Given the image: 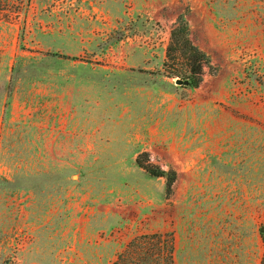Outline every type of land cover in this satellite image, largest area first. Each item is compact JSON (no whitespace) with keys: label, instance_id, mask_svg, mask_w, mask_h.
I'll list each match as a JSON object with an SVG mask.
<instances>
[{"label":"rangeland","instance_id":"374dc122","mask_svg":"<svg viewBox=\"0 0 264 264\" xmlns=\"http://www.w3.org/2000/svg\"><path fill=\"white\" fill-rule=\"evenodd\" d=\"M21 12L0 16V264H113L157 233L173 237L176 264H264V0H30ZM181 14L238 71L213 95L209 70L197 89L164 73ZM144 152L177 172L171 193L136 165Z\"/></svg>","mask_w":264,"mask_h":264},{"label":"trees","instance_id":"16d2710c","mask_svg":"<svg viewBox=\"0 0 264 264\" xmlns=\"http://www.w3.org/2000/svg\"><path fill=\"white\" fill-rule=\"evenodd\" d=\"M16 3L22 7H11ZM29 3L30 0H0V16H20L23 6L28 7ZM187 14H181L171 30L163 69L168 78L188 81L187 88L197 89L204 81L206 69L213 76L219 69L212 65L210 55L194 43ZM136 165L152 178H164L167 192H172L178 178L175 170L166 171L152 164L147 152L137 157ZM175 250L174 239L170 234L140 235L116 255L113 264H176Z\"/></svg>","mask_w":264,"mask_h":264},{"label":"crops","instance_id":"0c3cea01","mask_svg":"<svg viewBox=\"0 0 264 264\" xmlns=\"http://www.w3.org/2000/svg\"><path fill=\"white\" fill-rule=\"evenodd\" d=\"M191 32H192V27H191ZM211 42H212V44H213L215 49H218L219 51H221L222 54L224 55V57L228 58V49L225 48L226 42L224 41L223 37L220 36L218 39L211 40ZM209 53L211 54V56H210L211 57V61L215 60V62L219 63V65L221 67V70H220V68L218 66H215L213 61H212V65L214 67L219 68V72H218L217 75H215V80L213 81V85H212V88H211V94L213 95L214 94V90L217 93V89L219 87L221 88L225 84H227V82H228V80L226 78L227 75H230V76H228L230 78L229 80H232L238 74V71L234 70V67H232L231 64L229 63V60L222 61L221 59H219V57L216 56V54H215V52L213 50H210ZM207 70L208 69H206V71ZM206 75H207V73H205V76ZM238 85H241V86H238ZM235 91H236V93H235ZM235 91H234V93H232V97L231 98L234 99L233 100L234 103L238 104L237 100H241L242 101L244 99L245 94H246L245 88H244V83H242V84H241V82H240V84L237 83ZM221 95L222 94L219 93L218 97H220ZM231 98H229V101H231ZM242 106H243V104H242Z\"/></svg>","mask_w":264,"mask_h":264},{"label":"water","instance_id":"95a60500","mask_svg":"<svg viewBox=\"0 0 264 264\" xmlns=\"http://www.w3.org/2000/svg\"><path fill=\"white\" fill-rule=\"evenodd\" d=\"M176 84L177 85H180V86H187L188 85V81H183V80H181V79H177L176 80Z\"/></svg>","mask_w":264,"mask_h":264}]
</instances>
